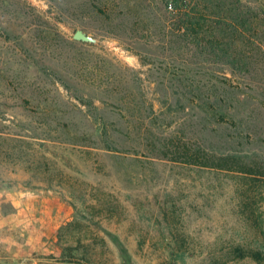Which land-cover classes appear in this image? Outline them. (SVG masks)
<instances>
[{"label": "rangeland", "instance_id": "1", "mask_svg": "<svg viewBox=\"0 0 264 264\" xmlns=\"http://www.w3.org/2000/svg\"><path fill=\"white\" fill-rule=\"evenodd\" d=\"M170 1L0 0V264H260L264 0Z\"/></svg>", "mask_w": 264, "mask_h": 264}, {"label": "trees", "instance_id": "2", "mask_svg": "<svg viewBox=\"0 0 264 264\" xmlns=\"http://www.w3.org/2000/svg\"><path fill=\"white\" fill-rule=\"evenodd\" d=\"M186 0H171L170 1V9L172 8V11L174 13V16L176 17V20L179 24V31H182L184 34H194V30L199 26V20L198 18L193 15V14H189L187 12V10L185 8L182 7V5L184 4ZM225 2V1H224ZM217 101H215L216 103ZM70 223H67L66 225L60 227V229L58 230V242L62 239L63 237V231L64 229H66V226H69ZM105 234H107L109 236V233L104 231ZM113 240L116 241L115 238H113ZM117 247L121 253V255L124 257L126 256V254L124 253V248L122 245H120L119 243H116ZM70 251L68 250V254L70 256ZM235 253L240 255L242 258L245 257H250L252 258L256 263H260L262 262V264H264V243H256L255 246H251L247 249H244L242 247H236L235 248ZM64 256V257H66ZM126 259V258H125ZM47 261H49V259H46ZM49 264V263H46ZM125 264H131L130 260L125 261Z\"/></svg>", "mask_w": 264, "mask_h": 264}, {"label": "crops", "instance_id": "3", "mask_svg": "<svg viewBox=\"0 0 264 264\" xmlns=\"http://www.w3.org/2000/svg\"><path fill=\"white\" fill-rule=\"evenodd\" d=\"M40 204H41V208L40 207H38V208L41 209L42 212H44V214L47 216V218H46L47 222L46 223L52 222V221H50V220H52V216L57 218L58 213L59 214L61 213L60 211H58L59 209L55 210V208L53 206L46 204L45 201L43 203V199L40 200L39 206H40ZM54 228L57 229L58 226L57 227L55 226Z\"/></svg>", "mask_w": 264, "mask_h": 264}, {"label": "water", "instance_id": "4", "mask_svg": "<svg viewBox=\"0 0 264 264\" xmlns=\"http://www.w3.org/2000/svg\"><path fill=\"white\" fill-rule=\"evenodd\" d=\"M72 38L75 41L82 42V43H88V44H95L96 40L92 38L91 36L87 35L82 30H76L73 34Z\"/></svg>", "mask_w": 264, "mask_h": 264}]
</instances>
